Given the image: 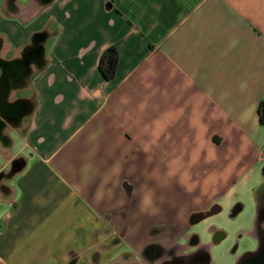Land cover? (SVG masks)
Here are the masks:
<instances>
[{"label": "crops", "instance_id": "crops-1", "mask_svg": "<svg viewBox=\"0 0 264 264\" xmlns=\"http://www.w3.org/2000/svg\"><path fill=\"white\" fill-rule=\"evenodd\" d=\"M4 85L0 264H236L258 248L264 0H0ZM233 206L250 212L234 246Z\"/></svg>", "mask_w": 264, "mask_h": 264}, {"label": "trees", "instance_id": "trees-1", "mask_svg": "<svg viewBox=\"0 0 264 264\" xmlns=\"http://www.w3.org/2000/svg\"><path fill=\"white\" fill-rule=\"evenodd\" d=\"M119 52L115 46L104 50L99 60V69L106 79H112L117 71ZM260 121L264 122V101L259 105Z\"/></svg>", "mask_w": 264, "mask_h": 264}, {"label": "rangeland", "instance_id": "rangeland-1", "mask_svg": "<svg viewBox=\"0 0 264 264\" xmlns=\"http://www.w3.org/2000/svg\"><path fill=\"white\" fill-rule=\"evenodd\" d=\"M235 208L234 206L225 211L223 214H222V217H220V222L222 224H224L227 228H229L231 231H233V235L230 237L228 243H233V246L236 245L238 243V233H236V231H238L240 229L241 226L245 225V223H247L248 221V216H249V211L246 209V210H242L241 212L238 213V215L236 216H233V212H234ZM218 252L221 251V252H225V249L223 247V249H217ZM220 253V252H219ZM220 262L219 264H226L225 263V258H220L219 259ZM236 262V261H235ZM234 262V264H235Z\"/></svg>", "mask_w": 264, "mask_h": 264}, {"label": "water", "instance_id": "water-1", "mask_svg": "<svg viewBox=\"0 0 264 264\" xmlns=\"http://www.w3.org/2000/svg\"><path fill=\"white\" fill-rule=\"evenodd\" d=\"M29 75L24 76V79H28ZM11 91V87L8 85L3 86V91L0 97V105L9 108L7 99L9 93ZM21 119V116L18 117ZM236 264H264V237L261 238V242L259 246L255 250L247 251L243 253Z\"/></svg>", "mask_w": 264, "mask_h": 264}, {"label": "flooded vegetation", "instance_id": "flooded-vegetation-1", "mask_svg": "<svg viewBox=\"0 0 264 264\" xmlns=\"http://www.w3.org/2000/svg\"><path fill=\"white\" fill-rule=\"evenodd\" d=\"M1 109V107H0ZM159 248L160 251H166L165 248H160L159 244H150L147 248V253L149 255H153L155 253V251Z\"/></svg>", "mask_w": 264, "mask_h": 264}]
</instances>
